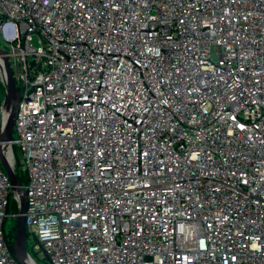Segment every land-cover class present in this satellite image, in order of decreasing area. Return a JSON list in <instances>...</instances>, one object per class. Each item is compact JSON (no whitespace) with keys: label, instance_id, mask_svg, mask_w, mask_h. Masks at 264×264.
Instances as JSON below:
<instances>
[{"label":"built area","instance_id":"obj_1","mask_svg":"<svg viewBox=\"0 0 264 264\" xmlns=\"http://www.w3.org/2000/svg\"><path fill=\"white\" fill-rule=\"evenodd\" d=\"M0 48L35 261L264 264V0H0Z\"/></svg>","mask_w":264,"mask_h":264},{"label":"water","instance_id":"obj_2","mask_svg":"<svg viewBox=\"0 0 264 264\" xmlns=\"http://www.w3.org/2000/svg\"><path fill=\"white\" fill-rule=\"evenodd\" d=\"M0 57L2 66H0L2 81L5 85V97L1 107L5 102L10 103V108L4 122L0 125V162L6 172L12 193L15 194L17 200V212L15 213V228L13 240L10 243V248L19 264H38L28 253L26 246V229L24 224V212L26 207L25 190L18 181L13 154L8 150V143L12 140V130L20 91L15 87V80L12 76V70L9 65L8 55L0 48ZM2 119V112H1Z\"/></svg>","mask_w":264,"mask_h":264},{"label":"rangeland","instance_id":"obj_3","mask_svg":"<svg viewBox=\"0 0 264 264\" xmlns=\"http://www.w3.org/2000/svg\"><path fill=\"white\" fill-rule=\"evenodd\" d=\"M1 72V71H0ZM15 72V71H14ZM5 97V85L2 81V76L0 73V107L1 104L4 100ZM0 120H1V108H0ZM13 137H15V133L12 134ZM16 159H17V155H16ZM18 173H20V175H22L21 171L18 170ZM11 209V207L9 208V210ZM6 232H7V236L8 238L12 241L13 240V236H14V228H15V219L12 217H8L6 219ZM36 261L41 264V261L37 260Z\"/></svg>","mask_w":264,"mask_h":264},{"label":"trees","instance_id":"obj_4","mask_svg":"<svg viewBox=\"0 0 264 264\" xmlns=\"http://www.w3.org/2000/svg\"><path fill=\"white\" fill-rule=\"evenodd\" d=\"M16 175H17V178H18V181L20 182L21 185H24L25 183V176L22 174L20 175V173H18V171L16 170ZM11 207L10 211L11 212H17V201L15 199H11L10 201V205H9V208ZM10 243H11V240L9 239ZM10 246V244H9Z\"/></svg>","mask_w":264,"mask_h":264},{"label":"bare ground","instance_id":"obj_5","mask_svg":"<svg viewBox=\"0 0 264 264\" xmlns=\"http://www.w3.org/2000/svg\"><path fill=\"white\" fill-rule=\"evenodd\" d=\"M1 73V72H0ZM10 108V103L9 102H5V104L3 105V107L1 108V112H2V121L4 122L6 115L8 113V110Z\"/></svg>","mask_w":264,"mask_h":264}]
</instances>
